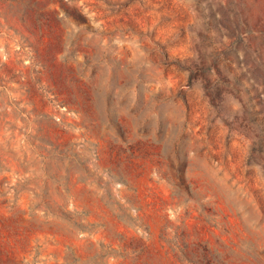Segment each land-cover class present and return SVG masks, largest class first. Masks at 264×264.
Here are the masks:
<instances>
[{
  "label": "rangeland",
  "instance_id": "rangeland-1",
  "mask_svg": "<svg viewBox=\"0 0 264 264\" xmlns=\"http://www.w3.org/2000/svg\"><path fill=\"white\" fill-rule=\"evenodd\" d=\"M0 264H264V0H0Z\"/></svg>",
  "mask_w": 264,
  "mask_h": 264
}]
</instances>
